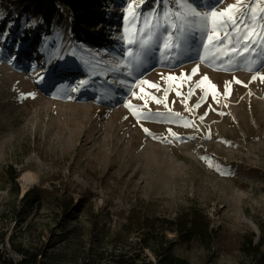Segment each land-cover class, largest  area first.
<instances>
[{
	"label": "rangeland",
	"instance_id": "374dc122",
	"mask_svg": "<svg viewBox=\"0 0 264 264\" xmlns=\"http://www.w3.org/2000/svg\"><path fill=\"white\" fill-rule=\"evenodd\" d=\"M126 2L111 3L114 27L100 46L78 42L62 8L64 19L55 20L27 58L32 42L23 39L44 32V23L20 0H0V23L6 19L3 30L0 25V250L15 262L23 258L19 248L42 253L40 261L156 262L135 219H175L199 209L216 239L205 249L167 231L176 256L188 264H264V71L253 80L249 70L250 61L264 57H229L225 42L223 59L202 60L201 34L190 27L199 21L174 15L168 23L191 33L185 50L128 45L121 39ZM192 2L201 12L219 13L236 0ZM132 6L155 7L161 24L162 11H186L173 0L163 7L132 0ZM145 51L139 61L127 55ZM149 112L150 120L141 118ZM10 166L19 173V195ZM34 188L37 198L22 199ZM250 232L254 244L262 242L257 256L241 250Z\"/></svg>",
	"mask_w": 264,
	"mask_h": 264
},
{
	"label": "trees",
	"instance_id": "16d2710c",
	"mask_svg": "<svg viewBox=\"0 0 264 264\" xmlns=\"http://www.w3.org/2000/svg\"><path fill=\"white\" fill-rule=\"evenodd\" d=\"M27 8L30 14L40 18L44 23V32L37 31L36 33H28L23 41L32 42L31 50L24 56L31 57L32 50L41 47V42L44 36L50 34V30L56 19H64L62 8L68 14L73 23V36L80 43H85L93 46H100L104 36L108 35L114 27V23L108 19V10L113 0H20ZM6 19L0 23L2 30L6 26ZM19 19H17V30L19 27ZM107 29V30H106ZM107 44L110 42L109 37L104 40ZM27 52V51H26ZM9 181L16 186V194L19 195L18 177L19 173L14 167H9L7 170ZM41 194L36 188L28 191L22 199L32 201ZM84 198V197H82ZM71 207H70V206ZM66 207L68 214H71L74 205L73 201ZM135 224L138 231H145L147 237L145 239V248H148L154 253L156 262H148L146 264H188L187 260L176 256L173 253L171 240L167 238V233H174L177 238L184 244H192L199 242L205 249L211 248L213 245L217 231L211 228V222L207 215L199 209H192L177 216L175 219H162L158 217L145 216L142 219L136 218ZM133 226L130 222L128 226ZM164 230H160V228ZM168 231V232H167ZM161 236L162 240L158 237ZM247 241L243 243L241 250L248 256H257L261 253L262 242L254 244L255 235L250 232L247 235ZM165 244H169L166 246ZM19 254L23 258L15 262L12 258H8L0 250V264H71L58 259H46L40 261L39 257H43L42 253L37 251H29L19 248ZM47 254H44L46 257ZM264 260V254L261 256ZM116 264H130L129 259H123L121 256L113 257ZM81 264H94L90 261H83Z\"/></svg>",
	"mask_w": 264,
	"mask_h": 264
},
{
	"label": "snow or ice",
	"instance_id": "6c2138e0",
	"mask_svg": "<svg viewBox=\"0 0 264 264\" xmlns=\"http://www.w3.org/2000/svg\"><path fill=\"white\" fill-rule=\"evenodd\" d=\"M154 2L155 5L163 7L167 0H154ZM224 2L225 0H218V5H224ZM144 3H146V0H140V4ZM173 4L185 8L186 11L183 13L180 11L175 13L168 10L162 11L160 16L164 19V23L161 24L156 17L155 7L143 11L139 6L133 8L132 0H127L124 8L125 35L121 37L122 41L126 40L128 45H137L141 50L147 51H151L153 43L157 47L162 45L166 52L183 51L187 48L191 33L186 32L182 25H177L174 22L168 23L169 18L174 15L176 19L181 21L189 18L199 21V23L190 25V27L201 34L200 46L206 53L203 57H200L202 60L223 59L224 55L220 50V46L225 42L230 44L227 50L229 57L232 55L245 58L248 55L264 57V8H260L258 11L255 7L256 4H264V0H236L235 4L227 5L219 13L216 8H212L208 12H201L198 10V5L194 4L192 0H173ZM129 12H131V15H129ZM131 28H134L135 31L132 37L128 38L127 32ZM210 31L217 36L216 39L209 34ZM220 33H223V36H220ZM137 37H140V39H137ZM205 40L208 41L207 44L203 43ZM257 47L259 51H254ZM147 51L137 53L135 56L132 52H127V55L139 61L141 55H147ZM249 63L251 65L249 70L254 71L253 80H255L257 74L264 71V60L259 63L254 61ZM196 72L197 69L193 68L191 75H195ZM260 78L264 80V75ZM204 79H207V77H204ZM235 82L241 83L239 80ZM79 83L81 86H86L88 81L82 80ZM141 83H147V81L141 80ZM152 115L151 112L145 113L141 118L150 120ZM183 126L189 127L191 125L185 123ZM144 131L151 135L147 128ZM172 135L175 136V133H172Z\"/></svg>",
	"mask_w": 264,
	"mask_h": 264
},
{
	"label": "bare ground",
	"instance_id": "6f19581e",
	"mask_svg": "<svg viewBox=\"0 0 264 264\" xmlns=\"http://www.w3.org/2000/svg\"><path fill=\"white\" fill-rule=\"evenodd\" d=\"M72 34H73V33H72ZM64 65H65L64 63H56L55 66H60V69H61V68L64 67ZM101 76H102V77L105 76L104 78H106V76H107V77L109 76V73H107V71H104V72L101 74ZM102 77H99V78H102ZM121 82L126 83L125 85L128 86V84H127L128 81L121 80ZM26 188H27V186H24V190H26Z\"/></svg>",
	"mask_w": 264,
	"mask_h": 264
}]
</instances>
